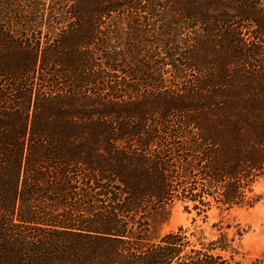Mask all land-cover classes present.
Instances as JSON below:
<instances>
[{"label": "trees", "instance_id": "1", "mask_svg": "<svg viewBox=\"0 0 264 264\" xmlns=\"http://www.w3.org/2000/svg\"><path fill=\"white\" fill-rule=\"evenodd\" d=\"M93 2L68 7L69 32L52 13L33 17L39 0H0V264H241L226 234L205 242L183 228L159 232L188 193L203 211L258 201L264 103L187 95L204 99L232 62L264 71V49L251 47L264 44V0ZM130 8L153 17L115 15ZM18 14L25 31L52 37L18 38ZM125 18L133 42L119 43ZM207 49L217 53L211 75L167 102H143L144 88L167 92L165 65L186 81L188 68L203 70ZM178 138L185 143L169 141Z\"/></svg>", "mask_w": 264, "mask_h": 264}, {"label": "rangeland", "instance_id": "2", "mask_svg": "<svg viewBox=\"0 0 264 264\" xmlns=\"http://www.w3.org/2000/svg\"><path fill=\"white\" fill-rule=\"evenodd\" d=\"M89 1V4L91 5V7H93V0ZM39 2L41 4L37 9V15L33 17H37V20L40 21L42 16L43 18L45 17V15L46 17H49V15L52 13L53 17L56 16L61 21H64V23L62 24H56L59 26V29H62L64 24L65 26L67 24L66 30L68 29V31L70 32V25L72 23L69 24L71 18L68 7L70 5L80 7L78 3L79 0H39ZM26 8L27 7H25V9ZM21 9H23L24 11V7ZM132 9L133 10H131L130 8L123 12L120 11V15H118L117 13L115 15L118 17H123V13H132L134 15H137V18H139L138 20L142 19L143 21H147L148 16L153 17L151 15H146L144 13L145 9ZM45 10L48 11L45 12ZM57 11L63 12V15L58 16V14H54L57 13ZM21 15H26L27 17L31 16L29 11L21 13ZM19 17L20 16L18 14V17L15 18L16 26L14 27L16 31H19V33L20 31L22 32L21 36H17L18 38L22 40H25L27 38L32 39L37 37V35H40V32L43 33V37L45 35L50 38L52 37L47 33L48 29L32 31L28 29V26V31H25L24 29L28 24L27 22L20 20ZM127 21L128 19L125 18V24L124 27H122L121 36L116 40L119 43L130 41L133 42V40L131 39L133 38V36L130 34L131 28L127 24ZM113 24H115V22H113L112 25ZM148 29H150V27L148 24H146L145 30ZM149 39H151V37H149ZM254 46H258L260 49H264V44L262 42L251 44L252 48ZM123 47L121 44L120 48ZM150 50L159 53L156 56L158 61H169V57L166 55V53L162 51L160 52V50L157 51V49H154L153 47H150ZM124 54L127 56L133 55L131 51L127 50L124 51ZM215 55H217L215 51L207 49L205 55L201 57L205 58V66L203 70H200L198 73L196 71L197 66L196 68H188L186 72V81H178L174 79V67L169 64L165 65L167 67H165L164 73L161 72V75L163 74V78L169 77L167 82L168 89L163 90L167 92H160L155 90L149 91L148 89L144 88L141 93L143 102L148 103L147 100L149 99H147V97H150V100L153 103L167 102L165 101V99L171 100L170 95H176V92L178 90L181 91L187 89L189 86L193 85L194 82H197V79H201L206 75H211L214 72V67L210 61L215 59ZM240 61L242 60L240 59ZM232 63L233 65L228 70V72H225L223 74L224 80L207 87L206 91H204V95L206 96L204 97V99H202V94L198 96H193L192 94L187 95V97L192 99V101L189 103H264V75H262V73L264 72L263 69H257L256 67H253V64H250V68H246L244 66L238 67V65L243 62ZM123 73V71H120L119 73L115 74L113 71V73L111 74H106L113 76V78L115 75L117 78L122 80V83L126 84L127 86H133V82H131L130 79ZM105 87V84H102L96 86V89L92 88V90L99 91L100 89ZM174 102L176 103L177 101ZM174 119H176L177 122L183 121V118L180 115H175ZM169 141L171 143H177L180 145L181 143H185V140L183 138H178L176 140L171 139ZM199 181L200 180L197 177H193L190 179V182L193 185ZM253 193L255 197H257L258 201L251 207L236 206L231 209H224L219 208L216 204H214V206L207 211H203L201 209L195 210L192 208L191 204L189 205V202H185L187 201V199L192 197L189 193L187 194V198H175L168 209V220L162 225L159 234L162 235L167 232L176 231L179 228H183L187 229L188 233L193 232L195 234V236L192 237L193 239H196V237L198 236H202L204 237L203 240L205 242L215 240L226 234L225 236H227V239H229V241H232V249L236 251L233 252V257L236 262H240L241 264H264V179L258 180L253 185ZM223 254L226 257L230 255L229 252H223Z\"/></svg>", "mask_w": 264, "mask_h": 264}]
</instances>
